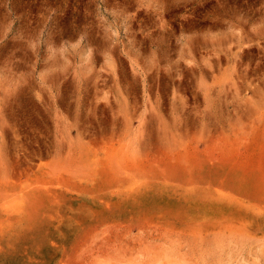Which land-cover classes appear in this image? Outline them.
Listing matches in <instances>:
<instances>
[{
  "label": "rangeland",
  "instance_id": "1",
  "mask_svg": "<svg viewBox=\"0 0 264 264\" xmlns=\"http://www.w3.org/2000/svg\"><path fill=\"white\" fill-rule=\"evenodd\" d=\"M190 1L123 50L0 0V264H264V0Z\"/></svg>",
  "mask_w": 264,
  "mask_h": 264
},
{
  "label": "crops",
  "instance_id": "2",
  "mask_svg": "<svg viewBox=\"0 0 264 264\" xmlns=\"http://www.w3.org/2000/svg\"><path fill=\"white\" fill-rule=\"evenodd\" d=\"M62 1L65 4V14L81 17L86 15L91 17L93 22L96 20L94 25H106L109 33L108 42H112L113 48L141 50L142 43L149 48L154 47L151 44L147 45L146 43L152 40L141 34L157 33V28L162 25V10L164 7L170 8L171 4L177 10L174 16H176L179 35L183 37L186 33L193 31L192 26H189L184 19L188 13L190 0H88L89 7H83L82 0ZM204 17L205 12L202 11V20ZM75 27L76 30H74L77 32L84 29L82 23ZM91 29L94 28L91 27ZM183 54L185 55V52Z\"/></svg>",
  "mask_w": 264,
  "mask_h": 264
}]
</instances>
